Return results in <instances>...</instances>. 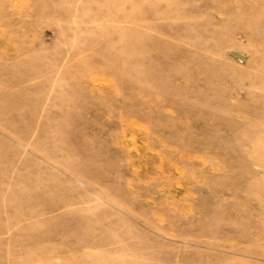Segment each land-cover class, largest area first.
Segmentation results:
<instances>
[{
  "label": "rangeland",
  "instance_id": "1",
  "mask_svg": "<svg viewBox=\"0 0 264 264\" xmlns=\"http://www.w3.org/2000/svg\"><path fill=\"white\" fill-rule=\"evenodd\" d=\"M0 264H264V0H0Z\"/></svg>",
  "mask_w": 264,
  "mask_h": 264
}]
</instances>
